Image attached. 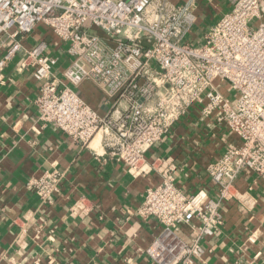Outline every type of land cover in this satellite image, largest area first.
I'll return each mask as SVG.
<instances>
[{
    "label": "built area",
    "instance_id": "obj_1",
    "mask_svg": "<svg viewBox=\"0 0 264 264\" xmlns=\"http://www.w3.org/2000/svg\"><path fill=\"white\" fill-rule=\"evenodd\" d=\"M203 1L0 0V71L16 56L21 68L32 69L40 84L35 105L42 127L88 149L100 136L109 158L133 177L160 174L133 212L162 226L147 250L154 264L201 261L204 242L224 225V204H248L236 191L239 177L252 174L264 188V0H219L227 12L196 42L192 33L201 23ZM38 27L66 45L62 77L47 41L23 44ZM85 82L103 94L104 114L78 93ZM191 114L237 138L206 167L216 198L205 189L187 194L171 159L147 158ZM62 177L47 172L30 187L51 204ZM90 211L85 198L71 207L73 217Z\"/></svg>",
    "mask_w": 264,
    "mask_h": 264
},
{
    "label": "crops",
    "instance_id": "obj_2",
    "mask_svg": "<svg viewBox=\"0 0 264 264\" xmlns=\"http://www.w3.org/2000/svg\"><path fill=\"white\" fill-rule=\"evenodd\" d=\"M170 1L181 5L187 0ZM227 10L219 0L214 5L201 2L195 41ZM41 40L48 42L49 54L59 57L62 77L69 63L66 45L44 27L23 44L30 48ZM39 86L32 69L20 67L19 56L0 71V264H154L147 250L162 226L133 212L146 190L158 185L160 174L133 177L109 158L101 137L90 149L82 148L61 131L42 127L35 105ZM77 91L105 113L103 94L93 83L85 82ZM197 119L195 114L182 119L147 158L171 159L178 185L187 194L205 189L216 198L206 167L237 138ZM53 171L63 176L59 191L51 204H43L30 182ZM236 191L247 196L248 204L236 199L224 204V225L204 242L207 254L195 264H264V188L254 175L243 174ZM82 198L90 214L73 217L71 207Z\"/></svg>",
    "mask_w": 264,
    "mask_h": 264
},
{
    "label": "rangeland",
    "instance_id": "obj_3",
    "mask_svg": "<svg viewBox=\"0 0 264 264\" xmlns=\"http://www.w3.org/2000/svg\"><path fill=\"white\" fill-rule=\"evenodd\" d=\"M235 96H236V91L234 90L233 92H231L230 97L233 99Z\"/></svg>",
    "mask_w": 264,
    "mask_h": 264
},
{
    "label": "bare ground",
    "instance_id": "obj_4",
    "mask_svg": "<svg viewBox=\"0 0 264 264\" xmlns=\"http://www.w3.org/2000/svg\"><path fill=\"white\" fill-rule=\"evenodd\" d=\"M100 136H98L96 139L98 140ZM95 145V144H94Z\"/></svg>",
    "mask_w": 264,
    "mask_h": 264
}]
</instances>
